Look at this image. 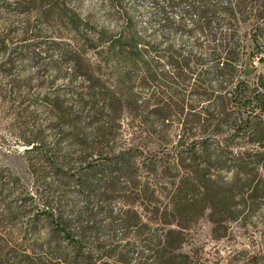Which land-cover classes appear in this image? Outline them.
Instances as JSON below:
<instances>
[{
	"label": "trees",
	"instance_id": "obj_1",
	"mask_svg": "<svg viewBox=\"0 0 264 264\" xmlns=\"http://www.w3.org/2000/svg\"><path fill=\"white\" fill-rule=\"evenodd\" d=\"M175 4L185 6L183 16L192 18L190 35L199 36L190 48L149 46L132 29L110 36L81 18L69 0L16 3L28 17L35 11L39 20L73 35L64 50L70 80H79L72 89L73 101L59 96L40 99L54 128L67 131L71 145L84 147L90 139H110L115 131L112 121L122 110L127 143L111 160L123 178L122 192L114 190L122 193L124 230L149 236L138 242L141 250L135 264H198L184 262L190 256L180 250L200 217L208 212L218 239L242 213L264 205V0H169L170 6ZM29 31L33 28L26 21L23 39H28ZM102 42L107 46L97 50L99 69L111 62L122 67V105L114 102L117 92L109 96L104 80L92 76L94 63L87 53ZM0 51L5 55L0 76H9L22 54L8 52L6 37L0 39ZM25 53L32 63L41 62L36 48ZM50 67L55 66H44ZM8 85L11 90L20 88L13 80ZM136 85L144 95L135 92ZM17 113L34 117L23 108ZM41 132L20 139L25 150L38 149V156L53 166L68 165L73 160L69 155L39 144ZM80 149L77 160L86 159L87 152ZM143 152L147 156L140 162L135 156ZM78 188L91 199L95 189L103 191L99 197L103 200L114 192L101 184L92 188L86 180ZM49 213L48 217L56 216L54 209ZM92 214L89 209L80 211L76 224L89 225ZM53 221L59 233L69 236L75 251L76 262L66 264H115L80 262L90 241L85 235L72 237V223L60 216ZM0 264H11L3 252Z\"/></svg>",
	"mask_w": 264,
	"mask_h": 264
},
{
	"label": "rangeland",
	"instance_id": "obj_2",
	"mask_svg": "<svg viewBox=\"0 0 264 264\" xmlns=\"http://www.w3.org/2000/svg\"><path fill=\"white\" fill-rule=\"evenodd\" d=\"M18 0H0V39L6 37L8 52L22 54L15 58L14 69L9 76H0V252L7 254L11 264H66L76 262L75 251L69 236L59 233L53 219L72 223L71 236H84L90 241L85 247V258L80 262H110L135 264L141 250L138 242L149 238L148 233L133 234L125 231L121 222L122 170L111 163L122 152L127 140L122 135V110L116 113L112 126L114 135L108 140L90 139L82 148L86 159L79 158L80 148L71 145L67 131L54 128L47 105L40 99L59 96L72 102V89L78 79L70 80V65L64 57L69 49L72 34L63 27H55L47 20H39L35 11L30 17L20 9ZM77 14L90 20L96 30H105L110 36H122L132 29L149 46L171 44L175 48H190L198 35H190L192 18L183 16L185 6L169 5V0H69ZM26 21L32 25L28 39L22 30ZM179 24L181 27H179ZM105 42L90 48L88 56L94 63L93 79L104 80L107 94L122 105V67L111 62L100 68L97 50L105 48ZM36 48L41 62L32 63L26 51ZM5 55L1 54L0 61ZM52 63L54 68H44ZM102 64V63H101ZM20 84L11 90L8 82ZM40 82L44 84L40 85ZM110 90V91H109ZM135 92L144 95L136 85ZM34 98L40 101L34 102ZM25 109L33 119L19 115ZM39 144H43L73 160L66 166H53L38 156L39 150L28 153L21 144L23 136L39 132ZM64 132V133H63ZM229 129L224 134L229 135ZM151 144V138H148ZM144 154V155H143ZM146 152L137 153L143 162ZM42 160V161H41ZM88 160V161H85ZM86 162V163H85ZM87 162L94 165L88 167ZM16 178V180H14ZM86 180L92 188L96 185L114 190L106 199H100L101 189H95V197L89 198L78 185ZM45 196L47 199H43ZM46 200L47 203H44ZM54 209L55 217H48ZM89 209L92 218L76 224L80 211ZM249 209L239 220L228 224L225 235L214 237L213 223L208 212L191 226L187 241L180 252L190 258L184 262L198 264H264V205L256 212ZM73 222H75L73 224ZM95 226V229L90 228ZM143 250V249H142ZM145 254H149L144 250Z\"/></svg>",
	"mask_w": 264,
	"mask_h": 264
}]
</instances>
